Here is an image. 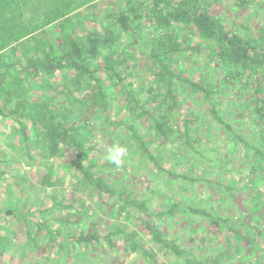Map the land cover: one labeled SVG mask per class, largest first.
Wrapping results in <instances>:
<instances>
[{
	"label": "trees",
	"instance_id": "trees-1",
	"mask_svg": "<svg viewBox=\"0 0 264 264\" xmlns=\"http://www.w3.org/2000/svg\"><path fill=\"white\" fill-rule=\"evenodd\" d=\"M263 8L264 0H0V120L15 123L19 151L45 168V183L59 174L55 184L71 186L23 218L27 240L17 246H44L52 261L5 264L124 255L264 264ZM115 147L124 149L119 166L107 159ZM3 155L0 174L24 183L23 198L27 176ZM8 235L0 233V258L16 247Z\"/></svg>",
	"mask_w": 264,
	"mask_h": 264
},
{
	"label": "rangeland",
	"instance_id": "rangeland-1",
	"mask_svg": "<svg viewBox=\"0 0 264 264\" xmlns=\"http://www.w3.org/2000/svg\"><path fill=\"white\" fill-rule=\"evenodd\" d=\"M224 1L226 2V4L233 3V0H224ZM213 7L216 13H219L224 10L222 8L223 6L219 4H216ZM260 14L264 15V8L261 9ZM14 125L15 123L13 124L5 120H0V154L1 153L6 154V155L1 156L3 158L4 157L10 158V157L15 156L17 160L16 163L20 164L18 170L21 169L20 170L21 173L26 174L27 182H25V184H27L29 187L27 191H25L24 197L22 198L23 189L25 188L23 186L24 183H22L19 187L15 186L14 184L15 178H13L11 174L8 175V178H7V175L0 174V201H1L0 202L1 203L0 204V233L2 232L9 233L8 236L10 237L12 241L11 244L16 246V247L14 246L12 247L11 245L10 246L12 247L11 251L8 248L4 252V255L1 256L2 258H0L1 259L0 264H5L6 263L5 261H9V262L12 261V263H15V262H21L22 260L35 263L36 260L43 261L47 259V257H50L48 256L49 250L46 249L44 246H42L39 250H36L35 252H34L35 249H33L32 252H28L29 245L27 246L26 244H22V245L17 246L18 241L22 243H26V240H27L26 234H25V222L23 218L24 217L27 218V216H29L30 213H31L30 214L31 216L35 217V215L31 212V208H33L35 211L36 207L40 209H42V207L44 206L49 207V205H51L50 204L51 200L48 198L49 193L53 192L57 194L58 192L59 195H62L63 190H64L69 195L71 192V186L68 182L64 183L65 186H60V184L59 185L55 184L56 176H58L59 174H57L55 178L54 177L49 178L48 183H45V178L42 180L41 177L42 175L44 176L45 174V168L43 166H38V165L33 166L29 164L28 163L29 156L26 155V153L19 151V147L20 145H22V139L21 137H18V135L15 134L14 128L16 125L15 126ZM71 157H72L71 155H67L66 159L70 161ZM13 161L15 162V160ZM13 161L8 160L5 162L11 164ZM164 163H166L167 165H171L173 163V160L171 159V157H169L164 160ZM184 168L185 167L183 165H179V166L175 165L174 170L177 172H183L182 170ZM8 170L9 168L7 167L6 171ZM63 170L65 169L62 168L60 171L62 175L66 173V172L62 173ZM7 182L11 184V186L13 187V190L15 191L11 192V188L5 185ZM47 190L48 192H46ZM60 190H62V192ZM239 197L240 196H238L237 199H239ZM37 198H39V202H35ZM234 200L236 201L235 198ZM234 200H233V203H235ZM8 207L14 210V215H8V212H6L5 210ZM48 213H46V215H48ZM40 214L43 215L42 212H40ZM43 219L45 218H42V220ZM27 225L28 227H30L29 231L32 232L31 235L35 236L36 235L35 229L37 225L34 224V222H29ZM43 227H45V225H43ZM42 235H44V232L42 233ZM42 237L43 236H40L39 238H41L42 240L44 238ZM144 237H145V234H144ZM216 238H218L217 239L218 243L222 242L221 239L223 237H216ZM24 250L27 252H25ZM53 257H54V254L51 255L50 257L51 259L48 261L49 263L50 261H52ZM79 257L83 258L81 256ZM102 257L103 255L99 256V259H101ZM87 258L88 257H86L85 259ZM107 264H142V262L140 260V257L137 255L136 256L132 255L131 258L124 255L123 259L120 262L115 261L114 263H112V260H111V262Z\"/></svg>",
	"mask_w": 264,
	"mask_h": 264
},
{
	"label": "clouds",
	"instance_id": "clouds-1",
	"mask_svg": "<svg viewBox=\"0 0 264 264\" xmlns=\"http://www.w3.org/2000/svg\"><path fill=\"white\" fill-rule=\"evenodd\" d=\"M124 152L123 148L120 147H115L113 149L110 150L109 155L107 156V159L116 164L117 166L121 165L122 160H121V155Z\"/></svg>",
	"mask_w": 264,
	"mask_h": 264
}]
</instances>
